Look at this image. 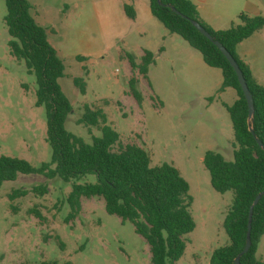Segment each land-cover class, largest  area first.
<instances>
[{"label":"rangeland","instance_id":"rangeland-1","mask_svg":"<svg viewBox=\"0 0 264 264\" xmlns=\"http://www.w3.org/2000/svg\"><path fill=\"white\" fill-rule=\"evenodd\" d=\"M231 4V22L223 27L239 23L241 12L264 16V0H232ZM47 10L44 14L51 19ZM6 13V2L0 0V156L23 158L39 167L52 155L46 111L35 104V74L11 54ZM89 18L55 19L56 32L48 39L66 66L65 76L59 79L73 105L66 127L92 143L94 136L101 135L99 127L79 123V118L84 104L103 108L122 144L143 145L151 154L152 166L168 162L179 168L190 185L189 208L196 227L185 236L187 247L176 264H209L212 252L230 243L223 222L234 191L221 193L213 188L203 158L212 150L234 159V129L226 105L235 101L237 93L230 87L219 91L222 70L207 65L200 51L151 13L146 15L140 8L134 19L126 14L100 22ZM145 50H151L155 60L148 80L132 69L128 59L132 55L139 63ZM238 52L264 85V30L243 41ZM132 76L139 79L141 104L130 94ZM76 77L86 81L85 94L75 85ZM95 180L93 174L65 181L58 175L19 173L15 180L3 182L0 264H152L145 239L131 221L109 214L103 198H82L79 213L67 220L73 183ZM41 184L47 185V193L32 191ZM15 189L30 191L10 198ZM257 258L264 262V234Z\"/></svg>","mask_w":264,"mask_h":264},{"label":"trees","instance_id":"trees-1","mask_svg":"<svg viewBox=\"0 0 264 264\" xmlns=\"http://www.w3.org/2000/svg\"><path fill=\"white\" fill-rule=\"evenodd\" d=\"M5 22L10 40L11 54L24 60L29 73L37 81L36 106H43L47 116V141L52 149L51 160L39 167L29 161L8 155L0 156V187L5 181L15 180L19 173H39L48 178L60 176L65 181L93 174L94 182L72 185L67 201L71 207L70 220L79 213L82 198L101 197L109 214H115L123 222L131 221L135 231L149 245L152 264H176L184 254L185 236L196 227L190 211L193 197L190 185L174 164L163 162L151 165L148 150L137 143L122 144L121 134L108 124L103 108L84 104L79 123L99 127L100 136L92 143L70 132L66 119L73 105L59 83L65 76V63L48 40L47 29L34 18L28 0H5ZM173 7L179 12H175ZM152 14L171 32L180 35L193 48L200 51L205 63L222 70L223 82L219 91L233 88L237 98L226 105L235 137L234 159L227 160L216 151L205 153L203 162L211 176L213 188L221 193L233 190L234 199L224 218V228L230 243L216 248L209 264H235V258L243 250L248 230L249 209L255 197L264 191V85L254 77L250 65L238 54V45L264 27V16L239 13V23L228 28L214 29L204 22L197 6L191 0H150ZM126 15L134 19L135 8L124 5ZM200 22L206 30L234 56L242 69L253 95L255 114L250 131L248 103L234 68L221 50L202 34L191 22ZM132 69L148 80L149 67L154 63V53L145 50L138 63L128 55ZM139 79H129L130 94L138 104L143 94L137 88ZM74 83L81 93H86L87 83L76 77ZM118 149L115 150V146ZM30 190L15 189L10 198L26 195ZM32 191L48 192L45 184ZM41 217V213L36 211ZM264 234V194L255 205L252 217L251 240L248 252L241 256L242 264H264L257 258L258 244ZM48 264H60L57 261ZM68 264V263H65Z\"/></svg>","mask_w":264,"mask_h":264},{"label":"crops","instance_id":"crops-1","mask_svg":"<svg viewBox=\"0 0 264 264\" xmlns=\"http://www.w3.org/2000/svg\"><path fill=\"white\" fill-rule=\"evenodd\" d=\"M32 9L31 12L36 21L44 26L49 35L56 32L53 22L59 18H65L69 22L74 21H89L91 16L93 21H102L104 17H121L126 14L124 5L129 4L135 8L136 17L139 9L143 10L146 15L152 14L150 8V0H28ZM199 11L200 18L212 26L214 29H225L224 24H229L232 16L233 5L232 0H191ZM45 3V4H44ZM256 5V4H255ZM46 13L52 14L51 19H47ZM90 15V16H89ZM153 15V14H152ZM151 17V16H150ZM64 18V19H63ZM264 27L260 30L263 31ZM251 37V36H250ZM249 37V38H250ZM248 39V38H247ZM245 39V40H247ZM244 40V41H245ZM243 43V41L238 45ZM237 48V51H238ZM57 50V48H55ZM58 52V50H57ZM144 54V52L142 53ZM238 54L245 60V58L238 52ZM142 57V56H141ZM66 70V69H65ZM254 75V74H253ZM255 77V76H254Z\"/></svg>","mask_w":264,"mask_h":264},{"label":"water","instance_id":"water-1","mask_svg":"<svg viewBox=\"0 0 264 264\" xmlns=\"http://www.w3.org/2000/svg\"><path fill=\"white\" fill-rule=\"evenodd\" d=\"M159 3H161V0H158ZM173 10L177 13L180 14V12L173 7ZM191 22L193 23V25L202 33L204 34L208 39H210L211 41L214 42V44L221 50V52L226 56V58L229 60L231 66L234 68L238 80L240 82V85L242 87V90L244 92L245 98L247 100L248 103V110H249V115H248V119L250 122V126L249 129L251 132L254 133V127L251 123L252 119L254 118V114H255V106H254V100H253V95L250 91V88L248 86V83L246 81V78L244 76V73L242 71V69L240 68L238 62L236 61V59L234 58V56L226 49V47H224V45L219 41L216 40L207 30L206 28L197 20L191 19ZM257 142L259 143V145L264 148V144L263 142L260 140V138L256 137ZM264 194V191L260 192L254 199L253 203L250 206L249 209V221H248V230H247V237H246V243L245 246L243 248V250L237 255V257L235 258V264H242L241 263V256L243 254H245L246 252H248V250L251 247L252 244V240H251V229H252V217H253V211H254V207L255 205L259 202L260 198L262 197V195Z\"/></svg>","mask_w":264,"mask_h":264}]
</instances>
